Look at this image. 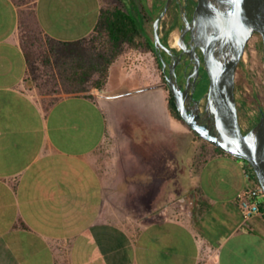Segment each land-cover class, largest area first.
<instances>
[{
	"label": "crops",
	"instance_id": "obj_1",
	"mask_svg": "<svg viewBox=\"0 0 264 264\" xmlns=\"http://www.w3.org/2000/svg\"><path fill=\"white\" fill-rule=\"evenodd\" d=\"M124 3L0 0V264H264L245 161L178 124L155 53L94 87L89 42Z\"/></svg>",
	"mask_w": 264,
	"mask_h": 264
},
{
	"label": "water",
	"instance_id": "obj_2",
	"mask_svg": "<svg viewBox=\"0 0 264 264\" xmlns=\"http://www.w3.org/2000/svg\"><path fill=\"white\" fill-rule=\"evenodd\" d=\"M174 1L167 0L154 23L155 52L165 72L168 62L163 53L172 55L174 49L163 41L161 27ZM185 25L180 36L183 53L178 62L169 65L164 84L174 96L182 120L201 139L249 162L264 189V108L258 123L245 131L236 95L240 63L257 33L263 39L264 56V0H198L192 20L185 19ZM184 55L185 61L195 60L186 85L179 82L177 72ZM201 71L207 74L209 85L206 94L196 99Z\"/></svg>",
	"mask_w": 264,
	"mask_h": 264
},
{
	"label": "rangeland",
	"instance_id": "obj_3",
	"mask_svg": "<svg viewBox=\"0 0 264 264\" xmlns=\"http://www.w3.org/2000/svg\"><path fill=\"white\" fill-rule=\"evenodd\" d=\"M18 1H26V0H18ZM124 9L132 14L138 24L141 34L147 38L150 43L155 45V38L151 35L148 36V28L149 23L152 21L153 24L155 20L158 18L157 13L151 14L147 9L148 0H124ZM161 1V9H163ZM144 6V11L141 9V5ZM120 5V4H119ZM121 6V5H120ZM156 18V19H155ZM168 20L164 19L162 22L161 33L162 36L167 32ZM179 37L178 31L172 32L165 37L168 44L174 46L175 37ZM103 47H105V37L97 33L91 41L89 42V48L94 52H99ZM178 47L179 46H175ZM130 48H126L125 53L129 52ZM145 57L137 61V63H141L145 68H148V58ZM128 57V62H133L132 59L134 57L130 55ZM135 60V59H134ZM155 67L161 74V81L165 83L163 79L162 71L158 68L157 60L155 59ZM119 71V65H117L113 69V78L117 76ZM208 79H205L203 83L200 85V91H202L203 95L206 94L208 90ZM67 88V86H66ZM199 91V90H198ZM199 91V92H200ZM169 96L170 90L168 88ZM199 94V93H198ZM236 95L237 102L240 114V121L243 128L248 130L250 123L255 122L256 124L259 121V116L261 110L264 108V56H263V39L260 34H256L252 40L250 41L245 56L240 63L238 72H237V86H236ZM178 124L186 127L187 124L184 120L178 121ZM254 124V123H253Z\"/></svg>",
	"mask_w": 264,
	"mask_h": 264
},
{
	"label": "trees",
	"instance_id": "obj_4",
	"mask_svg": "<svg viewBox=\"0 0 264 264\" xmlns=\"http://www.w3.org/2000/svg\"><path fill=\"white\" fill-rule=\"evenodd\" d=\"M165 2L166 0L162 2L163 6ZM98 33L105 37V47L96 52L94 63H91V72L95 71L98 75L96 84L94 85L97 89L105 87L111 65L125 53L127 47L131 49L144 48L152 50L155 53V45L153 46L152 43L143 40L135 17L118 5L112 4L104 9ZM163 79L165 80L164 75ZM199 91V94L197 93L198 99L203 97L202 91ZM169 108L174 117L182 119L171 92L169 96ZM255 125V122H251L248 130ZM194 134L198 139H201L195 132ZM217 149L220 150L219 148ZM262 210H264V206Z\"/></svg>",
	"mask_w": 264,
	"mask_h": 264
},
{
	"label": "flooded vegetation",
	"instance_id": "obj_5",
	"mask_svg": "<svg viewBox=\"0 0 264 264\" xmlns=\"http://www.w3.org/2000/svg\"><path fill=\"white\" fill-rule=\"evenodd\" d=\"M166 2H167V0H166ZM166 2L164 4V6L166 5ZM197 4H198V0H175L174 1V3L171 6L167 16L164 18L165 20L166 19L168 20L167 32L164 34V36H162L163 41L166 44H168V42L165 39V37H167L168 34L175 32V31H178L179 36L182 35L183 29L186 26L185 25V19L192 20L194 13H195V10H196V7H197ZM164 6L162 7L163 9H164ZM188 41H189V34L186 36V42L188 43ZM169 46L174 49V53L172 55L163 53L165 60L168 62L166 72L163 69V64L160 61L158 54L155 52V57H156V60L158 63V68H159V70L162 71V74L164 75V77L166 76V74L169 71V65L173 62H178L179 59L181 58L182 53H183V49L181 48V46H179V48L175 47V46H171V45H169ZM198 51L201 53V51L199 49H198ZM194 66H195V60L194 59L188 58L185 61V55L182 57L180 63L178 64V67H177L178 79H179L180 83H182L183 85H186L187 80L189 79V76H190V72L192 71ZM203 66H204V59L202 56L201 67H203ZM205 79H207V74L204 71H201V76L199 77V80H198L199 81L198 89H197V92L195 93L196 99H198L197 93H198L199 87H200L201 83H203V81H205ZM260 117H261V113H260ZM245 131H248V130L246 129Z\"/></svg>",
	"mask_w": 264,
	"mask_h": 264
},
{
	"label": "built area",
	"instance_id": "obj_6",
	"mask_svg": "<svg viewBox=\"0 0 264 264\" xmlns=\"http://www.w3.org/2000/svg\"><path fill=\"white\" fill-rule=\"evenodd\" d=\"M243 172L249 186L238 193L237 202L243 217V224L248 225L254 217L263 213L264 189L253 167L247 161H245Z\"/></svg>",
	"mask_w": 264,
	"mask_h": 264
},
{
	"label": "bare ground",
	"instance_id": "obj_7",
	"mask_svg": "<svg viewBox=\"0 0 264 264\" xmlns=\"http://www.w3.org/2000/svg\"><path fill=\"white\" fill-rule=\"evenodd\" d=\"M174 46H180V36H176L175 37V42H174Z\"/></svg>",
	"mask_w": 264,
	"mask_h": 264
},
{
	"label": "clouds",
	"instance_id": "obj_8",
	"mask_svg": "<svg viewBox=\"0 0 264 264\" xmlns=\"http://www.w3.org/2000/svg\"><path fill=\"white\" fill-rule=\"evenodd\" d=\"M239 2V0H237V3Z\"/></svg>",
	"mask_w": 264,
	"mask_h": 264
}]
</instances>
